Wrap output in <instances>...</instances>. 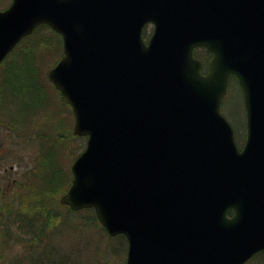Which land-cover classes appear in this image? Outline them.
I'll return each instance as SVG.
<instances>
[{
    "label": "water",
    "instance_id": "water-1",
    "mask_svg": "<svg viewBox=\"0 0 264 264\" xmlns=\"http://www.w3.org/2000/svg\"><path fill=\"white\" fill-rule=\"evenodd\" d=\"M11 4L0 65L50 26L64 53L48 79L88 137L61 203L123 235L125 264H243L264 248V0ZM198 46L214 56L207 76ZM232 75L248 117L242 151L221 113Z\"/></svg>",
    "mask_w": 264,
    "mask_h": 264
},
{
    "label": "rangeland",
    "instance_id": "rangeland-1",
    "mask_svg": "<svg viewBox=\"0 0 264 264\" xmlns=\"http://www.w3.org/2000/svg\"><path fill=\"white\" fill-rule=\"evenodd\" d=\"M10 2L11 0H0V10L7 9ZM150 32L152 34V31ZM15 57V59H11L10 65L0 69V180L6 181L9 186H13L14 189L11 188V191L15 193L28 194L31 186L28 183L23 186L26 181L20 182L19 180L26 179L33 170L42 145H51V151L41 162L40 179L47 190L52 193L55 191L53 194L57 195L67 181L61 168L70 173L72 163L84 150V147L77 150L79 147L78 142H81L84 137L73 134V112H71L69 105L67 106L60 101L61 93L52 85L47 73L45 76L41 75L39 77V82L36 83L37 92L33 94L29 89L30 82L27 81L30 78L26 73L29 72H25V69H31V64L23 56ZM42 58L47 60L46 56ZM53 66L52 64L48 69ZM230 83L227 96L222 102L221 112L231 125L237 128V138L240 142L243 139V129L247 120L246 107L239 83L235 78H232ZM11 121L19 127L23 126V128H20L18 133H12L10 127L16 125L11 124ZM61 141L67 145L66 148L60 146ZM56 142L59 143L57 147L53 146ZM73 150L76 152L75 154L72 153ZM60 209L61 212H64L63 205ZM83 213L86 216V212ZM91 215L93 214L91 213ZM65 216L64 214L63 218ZM88 216L90 215L88 214ZM76 218V222L82 231L88 229L86 225H82L84 223L88 224L85 217ZM62 226L64 225L62 224ZM71 226L73 230L71 233L76 237L72 238V235L63 229V236L66 238L65 244L73 242L74 239H79L77 238L79 234L74 221ZM96 226L95 228L101 227L103 230H94L93 227L92 230L86 231L79 241L83 243V241L88 242L91 240L101 256L102 253L107 252L109 256L108 264H123L126 261L127 244L125 245L120 240L109 243L106 237L111 236L105 232L99 221ZM63 240L58 239L56 241V245L60 249L52 253L53 257H63L61 256L62 246L60 245V241ZM97 244L100 245L102 250ZM14 253L19 254L21 252L18 250ZM93 254L89 263L97 264V260H100L101 256L95 251ZM35 257L40 258L38 255ZM84 257L83 253L81 258Z\"/></svg>",
    "mask_w": 264,
    "mask_h": 264
},
{
    "label": "trees",
    "instance_id": "trees-1",
    "mask_svg": "<svg viewBox=\"0 0 264 264\" xmlns=\"http://www.w3.org/2000/svg\"><path fill=\"white\" fill-rule=\"evenodd\" d=\"M63 54L62 40L59 35L53 33L47 25H42L38 28L30 37L24 39L17 49L11 54V56L6 59V61L0 66V69L4 66L10 65L11 59H15V56L24 57L30 62L29 73H26L29 76V89L33 94L37 92L36 83L39 82V77L45 76L46 71L49 67L58 62ZM209 53L203 49H198L196 52V57L203 59L208 58ZM46 56V59L42 57ZM12 122V121H11ZM15 124V123H11ZM16 125V124H15ZM10 131L18 133L20 128L23 126H12ZM75 135V134H74ZM84 141V142H83ZM58 142L55 143L57 147ZM78 149L80 150L85 147V139L78 142ZM60 146L66 148L67 145L60 142ZM51 145L46 146L42 145V149L38 155V159L34 169L29 173L26 179L19 180L20 182H25L31 186V189L27 193H15L9 190L8 188L0 191V264H5V258L9 253L20 250L19 253L20 262L17 264H83L79 261L78 256H73L68 254L67 249L61 247V256L62 258H56L52 256V253L58 251L60 247L56 245V241L59 238V230L64 229L72 235L71 233L73 221L77 226V233L79 237L85 234L89 229L82 231L79 228L76 220V217H85L86 222L93 228L97 227L98 223L96 214L93 210H84L81 212H75L64 210L61 212L59 197L64 193L68 186L71 183L70 173L65 171L63 168H60L65 173V178H67L66 184L61 188L59 194H53L47 190L41 179V162L48 156V152L51 151ZM73 154L76 152L73 150ZM71 153V154H72ZM34 193V194H33ZM86 212V216L84 213ZM91 213L93 215H91ZM66 215L63 218V215ZM88 214L90 216H88ZM92 216V217H91ZM62 224L64 226H62ZM28 225H38L39 231L28 234ZM82 225H86L85 223ZM53 226V227H51ZM51 228V229H50ZM91 228V229H92ZM56 229V230H55ZM102 231L103 229L95 228L94 230ZM31 233V232H30ZM105 234V233H104ZM109 240V243L112 241L120 240L126 245L125 239L123 236L119 235L118 237H106ZM78 239V240H79ZM81 240V239H80ZM85 246L94 244L91 240L89 242H84ZM82 246L79 250V255L83 256L85 246ZM124 245V246H125ZM97 246L100 247L99 244ZM101 248V247H100ZM102 250V248L100 249ZM98 255L101 256L98 250H94ZM21 254V255H20ZM107 254V252H104ZM38 255L40 258L35 257ZM85 256V255H84ZM85 258V257H84ZM7 259V258H6ZM88 264V263H87Z\"/></svg>",
    "mask_w": 264,
    "mask_h": 264
},
{
    "label": "bare ground",
    "instance_id": "bare-ground-1",
    "mask_svg": "<svg viewBox=\"0 0 264 264\" xmlns=\"http://www.w3.org/2000/svg\"><path fill=\"white\" fill-rule=\"evenodd\" d=\"M6 59H8V57H6L5 58V61H6ZM29 70L28 69H25V72H28ZM5 187L6 188H8L9 190L11 189V188H13L14 189V187L13 186H9V184H6V181H4V180H0V191L1 190H4L5 189ZM58 201H59V199H58ZM64 207V206H63ZM64 210H68L67 208H65L64 207ZM73 211H75V212H81V211H83V210H73ZM74 220H76L77 221V218H74ZM86 224V226L88 227V229L89 230H92L93 228L90 226V225H88L87 223H85ZM28 227V234L30 235V234H32L33 235V233H32V231L33 232H37V231H39V226L38 225H28L27 226ZM51 227H53V226H51ZM92 228V229H91ZM51 229V228H50ZM32 230V231H31ZM56 230V229H55ZM31 232V233H30ZM63 229H60L59 230V234H60V236H59V238L58 239H60V240H63V241H60V245L62 246V248H66L67 249V252H68V254H70V255H73L74 257L75 256H78L79 258V261L81 262V263H83V264H92V263H89L90 261H91V259H92V256L94 255L93 254V252H94V250H96V246L94 245V244H92V245H87V246H85V244L84 243H82L81 241H79L78 239H74V241L73 242H71V243H67V244H65V236H63L64 234H63ZM57 239V240H58ZM89 242V241H88ZM83 244H84V246H85V250H84V255H85V258H81V256L79 255V249L80 248H82V246H83ZM263 249V248H262ZM261 249V250H262ZM7 258V259H6ZM6 258H5V264H17L18 262H20V258H19V254L18 253H14V252H12V253H10L8 256H6ZM111 259V258H110ZM108 262H109V256H107L106 254H104V253H102V256H101V259L100 260H97V264H108ZM94 264H96V263H94Z\"/></svg>",
    "mask_w": 264,
    "mask_h": 264
},
{
    "label": "flooded vegetation",
    "instance_id": "flooded-vegetation-1",
    "mask_svg": "<svg viewBox=\"0 0 264 264\" xmlns=\"http://www.w3.org/2000/svg\"><path fill=\"white\" fill-rule=\"evenodd\" d=\"M150 31H152V27L150 25L146 26L144 28V30H143V32H144L143 33V38H144V41L146 43H148L149 37L151 36V32ZM234 128H235V134L237 136V128L236 127H234ZM247 131H248V126H247V122H246L245 123V128L243 129V132H244L245 135L243 134V139L244 140H242V147L245 145V142H246V139H247V137H246L247 136ZM244 137H246V138H244ZM228 215L230 217H233L234 216V212L233 211H229ZM244 264H264V249H262V251H259V252L255 253L253 256H251L250 260L247 261Z\"/></svg>",
    "mask_w": 264,
    "mask_h": 264
}]
</instances>
